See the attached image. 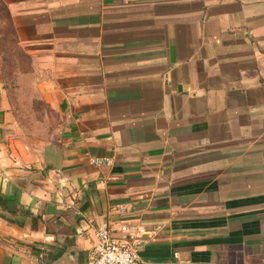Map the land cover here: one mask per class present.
<instances>
[{
    "label": "crops",
    "instance_id": "0c3cea01",
    "mask_svg": "<svg viewBox=\"0 0 264 264\" xmlns=\"http://www.w3.org/2000/svg\"><path fill=\"white\" fill-rule=\"evenodd\" d=\"M121 223L141 264H264V0H0V264H87Z\"/></svg>",
    "mask_w": 264,
    "mask_h": 264
},
{
    "label": "built area",
    "instance_id": "2783aa9c",
    "mask_svg": "<svg viewBox=\"0 0 264 264\" xmlns=\"http://www.w3.org/2000/svg\"><path fill=\"white\" fill-rule=\"evenodd\" d=\"M91 163L97 167L111 166L113 159L92 157ZM147 235L142 225L121 223L98 227L87 264H141L140 251Z\"/></svg>",
    "mask_w": 264,
    "mask_h": 264
},
{
    "label": "rangeland",
    "instance_id": "374dc122",
    "mask_svg": "<svg viewBox=\"0 0 264 264\" xmlns=\"http://www.w3.org/2000/svg\"><path fill=\"white\" fill-rule=\"evenodd\" d=\"M16 72V70H14ZM12 110L16 118L17 135L27 141H42L48 130L46 110L40 107L38 93L33 90L27 74L7 77Z\"/></svg>",
    "mask_w": 264,
    "mask_h": 264
}]
</instances>
